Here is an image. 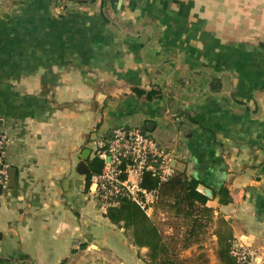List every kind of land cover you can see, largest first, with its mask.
<instances>
[{"label": "crops", "instance_id": "0c3cea01", "mask_svg": "<svg viewBox=\"0 0 264 264\" xmlns=\"http://www.w3.org/2000/svg\"><path fill=\"white\" fill-rule=\"evenodd\" d=\"M115 126L176 142L213 191L181 259L225 264L233 241L264 264V0H0V264H150L79 170Z\"/></svg>", "mask_w": 264, "mask_h": 264}, {"label": "trees", "instance_id": "16d2710c", "mask_svg": "<svg viewBox=\"0 0 264 264\" xmlns=\"http://www.w3.org/2000/svg\"><path fill=\"white\" fill-rule=\"evenodd\" d=\"M147 94L150 96L152 92ZM105 162L97 156L79 166L80 172L86 176L87 186L90 185L93 174L104 170ZM201 183L199 179L188 176L180 169H175L174 175L161 183L159 176L149 171L144 173L142 185L159 190L155 213L149 216L135 202L122 200L118 205L109 207L106 214L112 222L123 224L135 243L149 247L150 264H197L181 259L177 246L181 243L183 248L190 247L200 239L213 219V208L207 205L209 198L198 190ZM218 194L223 204L232 201L227 188H221ZM158 212L165 214L161 220L162 225L172 229V233L167 237L155 221ZM218 236L223 237L219 233ZM232 246L233 241L228 246L222 245L219 251L225 264H238L231 255Z\"/></svg>", "mask_w": 264, "mask_h": 264}, {"label": "built area", "instance_id": "2783aa9c", "mask_svg": "<svg viewBox=\"0 0 264 264\" xmlns=\"http://www.w3.org/2000/svg\"><path fill=\"white\" fill-rule=\"evenodd\" d=\"M93 143V153L106 161L104 170L92 175L88 187L99 207L106 210L122 200H130L153 215L159 190L144 187L143 176L151 171L162 183L174 175L176 142L168 147L142 127L115 126L112 135L97 137ZM7 145V135L0 134V186L3 187L7 185L10 168L6 161ZM231 255L238 264H255V252L248 246L233 243Z\"/></svg>", "mask_w": 264, "mask_h": 264}, {"label": "water", "instance_id": "95a60500", "mask_svg": "<svg viewBox=\"0 0 264 264\" xmlns=\"http://www.w3.org/2000/svg\"><path fill=\"white\" fill-rule=\"evenodd\" d=\"M148 126H149V123H148ZM87 153L89 154L90 151L87 150ZM9 169H10V183H9V185H12V181L15 179L16 169L15 168H12V167L9 168ZM3 189H4V187L3 186H0V193H3ZM198 190L200 192H202L204 195H206L207 197H210V198L213 197V191L211 189L205 187L203 184H200L198 186Z\"/></svg>", "mask_w": 264, "mask_h": 264}]
</instances>
